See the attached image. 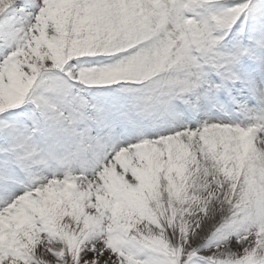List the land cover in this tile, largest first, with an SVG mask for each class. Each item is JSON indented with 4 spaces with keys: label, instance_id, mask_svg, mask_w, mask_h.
Masks as SVG:
<instances>
[{
    "label": "snow or ice",
    "instance_id": "obj_1",
    "mask_svg": "<svg viewBox=\"0 0 264 264\" xmlns=\"http://www.w3.org/2000/svg\"><path fill=\"white\" fill-rule=\"evenodd\" d=\"M0 264H264V0H0Z\"/></svg>",
    "mask_w": 264,
    "mask_h": 264
}]
</instances>
